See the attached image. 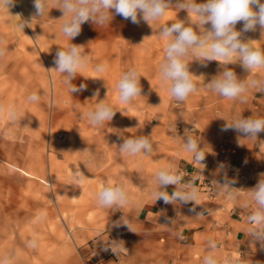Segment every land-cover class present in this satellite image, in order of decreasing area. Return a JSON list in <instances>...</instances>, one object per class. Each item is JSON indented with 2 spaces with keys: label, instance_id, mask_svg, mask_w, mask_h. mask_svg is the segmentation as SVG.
I'll use <instances>...</instances> for the list:
<instances>
[{
  "label": "rangeland",
  "instance_id": "rangeland-1",
  "mask_svg": "<svg viewBox=\"0 0 264 264\" xmlns=\"http://www.w3.org/2000/svg\"><path fill=\"white\" fill-rule=\"evenodd\" d=\"M55 6L50 0L49 10ZM9 11L0 10V41L7 49V55L0 58V264H52L56 254H77V250H82L83 257L85 245L96 237H118L122 226L115 225L120 217H126L120 207H101L97 201L102 183L112 182L107 176L112 173H104L106 179L102 182V173L94 172L91 178L83 170L86 158L89 162L100 159L86 157L84 148L78 147L86 142V131L89 136L98 132V126L90 125L84 114L100 101L112 104L117 112L107 122L106 132L121 140L123 135L126 139L133 133L150 136L158 153L157 162L160 165L159 159L163 158L165 163L166 139H175L182 127L181 121L168 111L180 109V103L169 97L167 112L149 107L156 93L148 90L147 66L140 70L142 96L132 105L119 100L116 84L132 67L133 51L139 48L142 57L154 51L150 44L154 36L158 39L156 52L164 57L168 41L158 36L160 27L177 19L187 20L188 13L169 8L164 17L150 25L142 19L133 24L113 13L111 22L103 26L84 23L80 34L69 41L61 31V10H46L33 22V0H16ZM17 15L20 18L14 17ZM190 15L193 21L198 19L194 13ZM21 22L25 23L22 30L17 27ZM69 42L83 45L89 58L88 67L72 81L77 87L86 84V90L75 93L63 82V74L54 70L57 50ZM102 62L107 63V71L96 73L94 66ZM97 91L99 95L95 96ZM32 92L40 95L39 101L27 100ZM13 109L17 112L15 121L10 117ZM104 142L114 145L108 136ZM107 158L111 160L104 157L106 165ZM118 158L125 159V163L129 158L112 157L120 169L122 162L119 165L115 161ZM152 162V157L141 153L140 179L150 176L148 167ZM101 223L106 226L103 230L94 237L87 234ZM34 238L37 244L33 247L30 241ZM258 264H264V258Z\"/></svg>",
  "mask_w": 264,
  "mask_h": 264
},
{
  "label": "crops",
  "instance_id": "crops-1",
  "mask_svg": "<svg viewBox=\"0 0 264 264\" xmlns=\"http://www.w3.org/2000/svg\"><path fill=\"white\" fill-rule=\"evenodd\" d=\"M242 26V23H238L237 30ZM242 38L254 40L255 47L264 49V36L261 35L259 26L255 31L244 33ZM150 44L154 45V51L150 50L148 57H142L139 48L133 51L132 67H136L139 71L142 66L148 67L145 74L149 78L148 90L156 93L149 107L155 109L159 107L160 111L167 112L166 108L171 96L167 87L162 85L158 78L159 65L164 57L156 52L157 36L152 38ZM189 62L190 72L197 76L195 80L198 91L191 94L185 102L180 103V109L168 111V114L171 113L181 121V131L175 139H166L167 144L163 149L165 163L162 158L159 159L161 160L159 165L158 153L153 151L150 156L153 162L148 167L150 176L140 179L141 154L128 156L120 153L119 145L123 143L124 135L122 140L112 137L111 132H106L107 122L98 125L96 135L92 133L89 136V132L86 131L84 138L86 142L83 147L80 144L78 146L86 150V157L100 156L95 162L93 159L89 162L86 158L83 170L87 177H95L94 172L112 173L107 175L112 179L111 184H123L129 192L130 202L120 207L126 217H120V220L126 221L132 231L121 223L122 231L118 236L121 250L119 259L110 262L106 258L102 259L101 254H98L94 257L86 256L91 259L86 262L80 254L82 250L76 249L77 254L73 251L69 254H56L52 264H202L203 257L208 254L210 239L218 245L215 255L221 264L226 259L230 260L231 264H258L262 261L264 248L259 242L254 245L250 243L249 230L253 226L249 224L248 217L256 207L250 200L249 191L260 179H264V132L258 134L257 140L241 138L240 143L236 132L221 129L226 123L224 119L231 122L240 115L243 118L252 115L253 118L264 117V92L258 89L251 90L244 103L220 97L209 90L206 84L219 75L224 67L218 61L206 62V66L198 60L191 61V58ZM227 67L235 71L241 79L264 78V68L247 72L239 62ZM186 130H193L188 134L201 142V147L206 153L203 170V166L194 161L193 155L183 149ZM107 136L108 140H113L114 145L111 147L104 142ZM139 136L133 133L132 138ZM124 156L129 158L127 163L125 159L121 161L119 158L115 159L119 165L122 162L119 169L118 165L116 167L113 164L115 162L112 157ZM104 157H111V160L107 158V165L104 163ZM219 161L224 164L223 170L218 167ZM169 164L175 166L178 171L186 173L184 182L194 183L199 192V205H195L194 202L180 204L176 201L175 204H165L163 200L155 201L152 195L157 189L155 173ZM22 171L28 174L27 171ZM125 173L127 174L124 175ZM225 173L229 179L235 181L231 186L237 190H232L235 192L232 198L229 196V190L219 189L213 183V181L223 183ZM102 174L100 177L103 182L106 175ZM205 180L208 181L207 184ZM102 185L105 186L106 183ZM166 190L171 194L175 186L169 185ZM246 203L249 206H246ZM193 208L195 211H190ZM197 213L201 215L197 217ZM172 220H175L174 224L171 223ZM103 224L101 223L97 228L92 227L90 230L92 233L87 234L96 235L98 230L104 229ZM106 235L103 234L94 240L101 241ZM87 251L85 249L83 254Z\"/></svg>",
  "mask_w": 264,
  "mask_h": 264
},
{
  "label": "clouds",
  "instance_id": "clouds-1",
  "mask_svg": "<svg viewBox=\"0 0 264 264\" xmlns=\"http://www.w3.org/2000/svg\"><path fill=\"white\" fill-rule=\"evenodd\" d=\"M55 9L62 12L63 25L62 33L69 38V41L77 37L81 32V26L86 22L103 26L110 23L113 13L129 20L133 24H139L140 20L150 25L152 21H159L164 17L169 8L186 10L187 20L177 19L171 24L166 23L159 29L158 36L167 39L165 56L159 65L158 78L162 85L166 86L170 96L177 103L185 102L188 97L198 91V86L194 74L189 70V60H198L206 66V62L218 61L224 70L213 77L206 87L220 97L239 100L244 103L248 99V93L253 89L264 92V78L241 79L235 71L227 65L239 62L241 67L252 72L255 69L264 68V49L255 47L254 40H244V33L255 31L259 26L261 35L264 36V0H206L197 3L196 0H54ZM16 0H0V10L6 9L10 13V7L15 6ZM50 0H33L35 9L33 19L41 18L49 11ZM190 13H194L198 19L193 21ZM19 17V15L14 16ZM20 18V17H19ZM242 23V28L237 30L236 25ZM32 23L28 26L31 27ZM205 25H210L205 28ZM19 29L25 27L21 22L17 25ZM0 41V58L7 55V49ZM55 69L63 74V82L70 87V92L86 90L87 85L82 83L77 87L72 81L88 67L89 58L83 45H76L69 42L67 47L60 48L55 54ZM108 69L107 63H97L93 70L96 73H104ZM51 71V70H49ZM83 77V76H82ZM140 71L136 67L128 68L120 76L116 89L119 93V100L128 105H132L137 97H141L142 86ZM95 96L99 95L97 91ZM29 102H37L40 95L32 92L28 95ZM0 112L3 107L0 106ZM117 110L112 104L100 101L95 108L84 115L92 126L103 125L110 122ZM10 117L13 121L17 119L15 109L11 110ZM224 119V118H222ZM222 131L232 130L238 134V142L241 138L257 140L258 134L264 132V117L243 118L242 115L234 118L231 122L224 119ZM194 130V129H193ZM192 130V131H193ZM185 131L183 137V149L193 155L196 163L205 167L203 161L206 153L201 147V142ZM150 136H139L136 138H126L119 145V151L128 156H136L143 153L144 156H151L154 151V143ZM86 151V150H85ZM220 170L224 165L221 163ZM184 173L178 171L175 166L169 164L160 168L155 173L157 189L152 193L155 201L163 200L165 204H180L194 202L199 205V192L192 181L184 182ZM219 189L229 190L230 198L234 197L237 190L232 187L235 183L224 175L223 183L213 181ZM174 185L175 190L169 194L167 186ZM250 200L256 205L248 217V222L253 227L249 230L250 243L254 245L259 242L264 248V179H260L256 186L249 191ZM99 206L105 208H119L130 202L129 192L123 184L113 185L110 182L103 186L97 193ZM246 206H249L246 203ZM190 211H195L191 209ZM201 213H197V217ZM123 223L130 227L127 222H117L115 226ZM172 224L175 220L171 221ZM132 231V230H131ZM123 243V242H120ZM37 240L30 241L31 246H36ZM218 245L213 241H208V254L203 257L202 264H221L215 255ZM125 250V249H124ZM114 252V250L112 249ZM115 253V252H114ZM6 264V262H5ZM223 264H231L230 260H225Z\"/></svg>",
  "mask_w": 264,
  "mask_h": 264
},
{
  "label": "built area",
  "instance_id": "built-area-1",
  "mask_svg": "<svg viewBox=\"0 0 264 264\" xmlns=\"http://www.w3.org/2000/svg\"><path fill=\"white\" fill-rule=\"evenodd\" d=\"M203 163H206V157ZM221 163L223 162L219 161V165ZM181 172L186 174L184 171ZM207 183L208 181L205 180V184ZM85 248L86 250H88L85 254H83V257L86 260V262H89L91 260L90 258L87 257L90 256L94 257L97 256L98 254H101L102 259L106 258L110 262H116L121 254L118 237L114 234H107L106 237L101 241L92 240L85 245ZM112 249L114 250L115 253L112 251Z\"/></svg>",
  "mask_w": 264,
  "mask_h": 264
}]
</instances>
